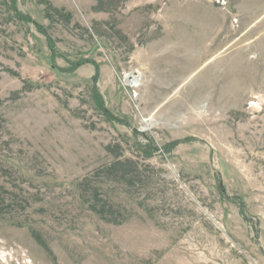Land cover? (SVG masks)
Here are the masks:
<instances>
[{"label":"rangeland","instance_id":"rangeland-1","mask_svg":"<svg viewBox=\"0 0 264 264\" xmlns=\"http://www.w3.org/2000/svg\"><path fill=\"white\" fill-rule=\"evenodd\" d=\"M0 264H264V0H0Z\"/></svg>","mask_w":264,"mask_h":264}]
</instances>
